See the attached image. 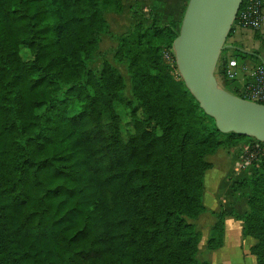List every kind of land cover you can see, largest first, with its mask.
Wrapping results in <instances>:
<instances>
[{
	"label": "trees",
	"instance_id": "1",
	"mask_svg": "<svg viewBox=\"0 0 264 264\" xmlns=\"http://www.w3.org/2000/svg\"><path fill=\"white\" fill-rule=\"evenodd\" d=\"M187 1L165 9L151 0L142 11L133 0L128 30L113 35V60L128 56L145 114L132 110L134 134L123 140L113 104L124 77L106 59L91 64L102 35L114 33L107 14H122L124 1L0 0V264H209L197 258L201 233L188 220L205 211L206 157L238 142L263 150L235 181L247 210L229 214L264 264V142L218 131L164 58ZM226 59L216 75L241 97L221 75ZM226 214H215L209 248L222 244Z\"/></svg>",
	"mask_w": 264,
	"mask_h": 264
},
{
	"label": "water",
	"instance_id": "2",
	"mask_svg": "<svg viewBox=\"0 0 264 264\" xmlns=\"http://www.w3.org/2000/svg\"><path fill=\"white\" fill-rule=\"evenodd\" d=\"M242 0H188L172 49L185 87L221 133L264 142V104L224 89L215 76L218 58Z\"/></svg>",
	"mask_w": 264,
	"mask_h": 264
},
{
	"label": "rangeland",
	"instance_id": "3",
	"mask_svg": "<svg viewBox=\"0 0 264 264\" xmlns=\"http://www.w3.org/2000/svg\"><path fill=\"white\" fill-rule=\"evenodd\" d=\"M126 7L122 14L116 15L112 13L107 14V19L110 21L111 29L114 32L112 35L106 34L102 35L99 49L97 52V55L95 56V59L91 66L99 67L100 63L103 59L108 60L110 63L114 64L116 68L119 70V72L123 75L125 80V88L119 92L118 100L114 102L113 106L116 111V113L119 115L120 121H119V130L120 134L123 140H128L130 135L134 134V116L132 115V110L135 109V116L144 119L145 114L139 107V102L136 99L133 91V79L132 75L128 72V56H125V61L123 63H115L113 60V53L115 51L114 49V38L116 34H122L125 33L130 25L131 18H130V11L128 10V3L129 0H123ZM140 7V6H139ZM140 9V8H139ZM136 14L140 13L139 10H134ZM143 19L139 20L141 22ZM116 33V34H115ZM247 36L243 35L242 37L238 38L237 41L234 42V46L241 48L244 47L245 40ZM234 40V35L232 38ZM236 49L232 48H224L221 52V56L225 57H234L237 54ZM21 56L26 59L29 57V52L27 48L21 47L20 49ZM137 55L139 57V68L144 67L146 69L145 64V54L142 50V48H139L137 51ZM164 58L173 66V62L175 63V57L173 49L170 52V50H167L164 52ZM235 58V57H234ZM236 59L238 62L246 63L247 65H251L253 63V59L250 56H236ZM174 60V61H173ZM174 68V66H173ZM173 75L176 77L179 74L178 69L175 64V68L173 69ZM242 75L238 76L235 81L238 83L241 79ZM79 109L78 104H74L70 107H68V114H72L76 112ZM40 110H36V112L41 113ZM108 117L104 116V121H107ZM148 129L154 130L156 133H160L159 128L156 126V122H149L148 123ZM233 150H228L226 148H221L217 151V153L213 156H209L207 159L213 163V168L208 170L205 174V188L206 191L208 190L209 186V178L210 175L214 174V186L220 184L219 192L223 194L228 200H233L236 196H241L244 190L243 187L238 185L237 182L240 180L243 176V171L241 173L239 167L237 166L240 161V157L242 155V152L239 155L238 160L233 162ZM216 157H220V159L217 160ZM232 159V160H231ZM210 171H213L212 173ZM246 172V171H245ZM211 182V181H210ZM212 182V183H213ZM211 184V183H210ZM230 188L232 190V193H228V195L225 193L226 189ZM234 189V190H233ZM247 193V192H245ZM205 203V198H204ZM190 223L194 224L195 229L202 232L200 235V239L198 242V252H197V258L200 261H206L209 264H256V257L255 255L250 251V247L255 243V238L252 236H243L242 232L239 234L233 235L234 232L231 231L230 234H227L226 237L222 239V244L219 247L216 248H209L208 245V238L212 236V228L210 230L209 235H207V228L209 225V217L207 216H201L194 220H188ZM197 226V227H196ZM212 227V226H211ZM242 229V227H241ZM229 235V236H228Z\"/></svg>",
	"mask_w": 264,
	"mask_h": 264
},
{
	"label": "crops",
	"instance_id": "4",
	"mask_svg": "<svg viewBox=\"0 0 264 264\" xmlns=\"http://www.w3.org/2000/svg\"><path fill=\"white\" fill-rule=\"evenodd\" d=\"M166 1H172V0H162V7L167 9ZM182 3L183 0H180ZM264 2V0H263ZM133 0H129V5L133 4ZM138 4L140 5V9L142 11H146L148 8H150L151 0H138ZM129 10V8H128ZM117 15V14H116ZM119 15V14H118ZM234 35V40L231 39ZM243 35H246L247 38L245 40V46L241 48L235 47L234 42L237 41L238 38L242 37ZM226 48H232L236 49L238 52L245 54L246 56H250L253 59V63L251 65H256L259 63H264V19L262 22L261 27L256 30H250V29H236L233 31L229 36H227V39L225 41ZM243 81V77H241L240 81L236 85H240ZM246 146L245 142H238L231 148H226L228 150H234V155L232 157L233 162L238 160L239 155L244 151ZM221 148L225 147H219L213 154H210L206 157V160L210 163V167L205 171L204 173V180H203V197L202 202L205 206V211L199 215V217L207 216L209 217V225L207 228V235H209L211 226L213 225L216 217L215 214L220 212L221 210H225L227 214L224 218V238L227 234H230L231 231L234 232L233 235L239 234V230L241 233V227L242 223L241 220L236 219L235 217L231 216L229 213H242L247 210V203L242 196H236L233 200H228L223 194L219 192L220 184L222 181L214 186V174L210 175L209 178V186L208 190L206 191L205 188V174L208 170L212 169L213 163L209 161L207 158L209 156H213L217 153V151ZM217 160L220 159V157H216ZM231 159V160H232ZM211 173L213 171H210ZM211 181V182H210ZM213 182V183H212ZM211 183V184H210ZM234 190V189H233ZM232 193V190L230 188H227L225 193L228 195V193ZM205 198V203H204ZM197 227V226H196ZM202 234V232H201ZM229 236V235H228Z\"/></svg>",
	"mask_w": 264,
	"mask_h": 264
},
{
	"label": "built area",
	"instance_id": "5",
	"mask_svg": "<svg viewBox=\"0 0 264 264\" xmlns=\"http://www.w3.org/2000/svg\"><path fill=\"white\" fill-rule=\"evenodd\" d=\"M263 19V0H242L233 21V31L236 29H250L256 31L261 27ZM216 70L217 67L215 68V76L220 84V80L216 75ZM221 75L228 80H235L238 76L242 75L243 81L239 85L238 90V93L242 95L241 97L249 101L264 104V63L247 65L246 63L238 62L234 57H227L226 63L222 67ZM262 150L258 142L246 143L244 152L237 165L240 169L239 173L248 169L252 160H254L256 155L261 153Z\"/></svg>",
	"mask_w": 264,
	"mask_h": 264
}]
</instances>
